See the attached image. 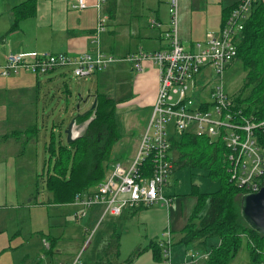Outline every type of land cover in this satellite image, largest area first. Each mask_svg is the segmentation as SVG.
<instances>
[{
	"label": "crops",
	"instance_id": "crops-1",
	"mask_svg": "<svg viewBox=\"0 0 264 264\" xmlns=\"http://www.w3.org/2000/svg\"><path fill=\"white\" fill-rule=\"evenodd\" d=\"M23 1L25 0H0V66L9 52H63L71 55L85 51L95 52L96 44L93 42L92 33L98 18V10L94 6L97 0H86L88 6L80 10L72 7L75 0H34V12L21 18L10 31L14 20L12 7ZM237 1L178 0V30L182 44L189 47L195 41H202L208 30L221 27L226 16L224 10L232 7ZM119 3L129 4V8L123 10L122 18L119 17ZM99 11L109 19L102 35L111 32V43L116 41L118 36L127 38L129 44L121 55L133 51L129 48L133 47V42L138 36L147 39L145 43L141 41L143 49L146 48L145 52L165 47L166 40L161 32L169 25L167 0H116L113 16L107 12L106 3H100ZM153 21L160 24L153 25ZM105 37L108 36L104 35ZM150 42L154 44L150 45ZM123 57L117 60L120 65L115 68L117 72H123L121 73L123 80H119V84L117 82V93L119 94V89L127 84V89L123 90H128L129 96L123 98L120 107L126 108L131 105L151 113L158 90V67L146 60L143 69L136 70L132 63ZM126 63L129 65H125ZM127 71L129 73H126ZM71 77L77 81L81 80L75 78L67 67L55 68L38 76L29 71H20L9 76L0 74V234L11 235L7 242L0 244V264H68L74 260H77L78 264H95L100 245L113 231L119 235L118 253L107 256L113 263L128 258L140 247V252L129 264H164L162 258L160 260L154 258L151 246L156 244L158 246L165 229L171 231V258L174 264H179L183 251L180 245L175 244L182 243L181 229L185 224L175 228L172 218L168 215L169 207L161 203L124 209L117 215L105 214L104 206L97 204L87 210L84 225L78 220L76 225H71L72 231L69 233L57 232L61 223L54 221L55 211L60 215L67 213L69 216L70 210L76 213L81 206L74 200L54 201L52 192L47 188L46 192L45 188H42L46 182V172L43 170L40 175L36 171L40 166L49 169L50 162L47 161L49 139L47 132L44 131L47 120L44 116L47 115L40 107L43 106V101L44 107L49 105L48 95L52 88L56 89L57 95L63 91L69 93L71 88L68 85V78ZM60 81L63 90L57 84ZM80 99L82 100V96ZM79 104L78 102L77 107ZM56 111L58 109L52 112L53 116H56ZM149 113L146 120L149 119ZM40 116L42 124L38 126ZM72 120L74 121V118ZM80 126L74 121L72 138L82 134L77 130ZM30 127L37 129L28 132L27 129ZM51 130L57 139H62L59 127L55 128L52 124ZM112 161L108 163L106 174ZM36 178L37 181L38 178L41 179V184L35 182ZM33 182L34 189L39 195L47 197L46 205L45 202L33 203L32 198L27 197L33 189ZM23 184L28 186L29 190L18 194L16 186ZM26 197L27 204L23 203L18 209L17 206H13L19 198ZM16 210L17 215L10 213ZM23 220L28 224L31 236H36V239L40 240V245H17L19 242L24 243L22 235L24 226L21 224ZM90 226L94 227L91 239L86 245L85 242L77 245L76 241H81L82 235ZM77 230L81 231V235ZM175 231L179 232L176 243ZM14 232L18 235L16 240H12ZM59 234L75 244L57 245ZM80 249L83 251L78 256ZM87 249L89 253L85 256Z\"/></svg>",
	"mask_w": 264,
	"mask_h": 264
},
{
	"label": "built area",
	"instance_id": "built-area-1",
	"mask_svg": "<svg viewBox=\"0 0 264 264\" xmlns=\"http://www.w3.org/2000/svg\"><path fill=\"white\" fill-rule=\"evenodd\" d=\"M258 1L238 0L224 17L220 28L208 30L202 41L186 47L179 36L178 0H167L169 25L161 32L166 40L165 47L149 52L139 50L123 57L136 70H142L147 60L156 64L159 71L157 94L137 151L131 160L114 161L102 180L75 194L73 200L81 206L75 213L76 218L84 217L87 210L97 204L103 205L104 213L109 215L156 203L170 205L172 198L164 189L175 165L172 155L175 150L171 145L182 134L204 137L213 143L221 142L226 148L230 179L244 194L259 191L264 178V117L257 119L244 114L235 104L234 96L224 91L221 81L212 85L209 80L211 73L221 79L223 71L236 58L240 32ZM105 2L97 0L94 4L98 10L92 33L95 52L76 55L9 52L0 66V74L9 76L29 71L38 76L55 68L67 67L75 78H87L109 67L120 58L102 52L99 46V36L108 19L99 11L100 3ZM87 6L86 0L72 3V7L78 10ZM159 24L153 21V25ZM205 72L208 75L200 82L199 76ZM146 158L151 161L149 174L144 169ZM171 245V231L165 229L163 239L158 242L164 264H174ZM256 252L264 262V248H256ZM196 254L191 253V257L195 259ZM200 256L206 259L208 251ZM68 264L78 263L74 260Z\"/></svg>",
	"mask_w": 264,
	"mask_h": 264
},
{
	"label": "trees",
	"instance_id": "trees-1",
	"mask_svg": "<svg viewBox=\"0 0 264 264\" xmlns=\"http://www.w3.org/2000/svg\"><path fill=\"white\" fill-rule=\"evenodd\" d=\"M107 12L113 14L116 0H106ZM34 0H25L14 7V20L9 28L14 29L18 21L34 12ZM231 6L224 10L225 15ZM242 62L245 70L243 83L238 94L234 96L244 114L262 119L264 117V0L255 3L237 40L236 58ZM234 59V60H235ZM233 60V61H234ZM96 103L87 112L74 118L77 124L87 121L81 135L70 142L57 139L52 130L47 145L48 163L53 164L46 170V188L52 192L53 200L68 202L78 192L94 186L102 180L111 161L112 146L123 136V127L115 114L116 102L108 94L99 93L95 96ZM37 129L30 127L28 132ZM80 130V127L77 128ZM198 137L182 134L174 140L171 149L178 151L174 160V168L192 166L207 170V174L219 182L218 189L210 192H199L196 188L192 193L196 200L188 221L182 227L181 242L188 245L194 241L205 244L207 237L214 235L219 242L211 245L205 264H228L239 246L243 236L247 238V247L251 264H259L262 257L256 248H264V234L250 227L241 215L240 202L244 195L233 180L230 179L228 164L224 156L219 161L218 147L213 142H206L211 149L194 147L188 152L187 145L197 143ZM261 137H263L261 135ZM204 138V137H203ZM195 154V157H191ZM150 158L144 161V169L150 172ZM50 165V164H49ZM197 220H194V219ZM119 235L112 232L100 245L95 264H129L141 250L136 248L131 255L117 263L107 256L118 253ZM152 253L156 260L161 259L160 248L152 245Z\"/></svg>",
	"mask_w": 264,
	"mask_h": 264
},
{
	"label": "rangeland",
	"instance_id": "rangeland-1",
	"mask_svg": "<svg viewBox=\"0 0 264 264\" xmlns=\"http://www.w3.org/2000/svg\"><path fill=\"white\" fill-rule=\"evenodd\" d=\"M127 8H129V4L123 5L122 3V5H120L119 8L120 18H122L123 16V10ZM113 14L110 15L113 16ZM108 20L109 19L106 20V23H108ZM104 35H107L108 37L104 38ZM104 35L100 34V49L102 52L106 54H111L116 59L126 55V54L121 55L123 52H125L123 49H125L129 44L127 43L126 37L118 36L116 38V41H113L111 43V37H110L111 32H106ZM141 41L142 43H145L147 39L138 36V38H136L133 42V47H130L129 49H132L133 50V51L131 50L132 52H138L139 50L146 51V48L143 49V44H141ZM149 44L152 45L154 44V42H150ZM114 62L111 63L109 67H107L103 71H100L92 76H88L87 78H79L81 79L79 81H77L76 79L74 80L72 77L68 78V85L70 86L71 89L70 92L67 94L63 91L57 95L56 94L57 91L55 88L50 89V93L48 95L49 105L48 106L46 105L44 107V101H43V106L41 105L40 107V110H45L47 115L44 116V119H47L45 123L44 131L47 132L48 139H49V133L51 131V126L52 124H54L55 128L59 127V129H61L60 135L62 137V140H64V142L67 141L65 129L67 128L72 118H75L78 115L87 112L91 107H93L95 96L99 93H105L108 94L110 97H112L113 100L116 102L115 114L119 117V120L124 130L123 136L112 146L110 159L111 161L114 160V161L126 162L127 160H131L133 158V156L137 151L141 136L146 128L147 125L146 121H148L146 120V118L148 116L149 111L131 105L127 106L126 108L120 107V102L123 100V98L125 96L126 98H128L129 96L128 90H126L128 85L124 84L123 87L119 89L120 93L119 94L117 93V82L119 84V80H123V78L121 77V73L123 72H117L115 70V68H117L118 65H120V63H118V61H114ZM125 65H129V63H126ZM126 73H129V71H127ZM207 75H208L207 72H205L204 75L201 74L199 76V81L203 82L204 78ZM244 75H245V70L242 65V62L238 59H235L223 71L221 79H218V77H215L214 74L211 73L209 76V80H210V84L212 85L221 81L224 91L229 96H235L236 94H238L239 89L242 86ZM57 84L60 85L61 89L63 90L64 87L63 85H61V81L58 82ZM123 88L126 89L123 90ZM46 94H48L47 91ZM81 96H82V100L80 99ZM78 102L80 104L77 107ZM56 109H58V111H56V116H53L52 112L55 111ZM41 118L42 116H40V119L38 120V126H41L42 124ZM86 123L87 121H84V123L83 122L80 123L81 125L80 131L86 128L85 127ZM29 135L31 134L29 133ZM215 145H217L218 147V152H219L218 154L220 157L219 161H222V157L224 156V151H222L223 145L221 142L215 143ZM194 147L211 149V146L207 144L206 139L203 137H198L197 143L192 145H187L186 150L190 152V150ZM177 153L178 151H173L172 155L174 160L178 155ZM191 157H195V154H191ZM53 160H54L53 158L50 160V167L53 164ZM46 169L47 167L43 169L40 166L36 171V173L41 175L42 174L41 172H43L44 170L45 173ZM34 180L36 182L37 178ZM37 182L38 184H41V179L38 178ZM16 187L18 194L21 191L23 194V192L29 190V187L28 186L26 187L24 184L18 185ZM32 187L33 189L31 190V192L27 197L32 198L33 203L45 202L46 201L45 198L47 197L44 198V196L39 195V193L34 189V182L32 184ZM218 187H219V182L215 179H212L207 174V170L205 169H200L189 165L174 168L173 172L168 177V185L164 189L167 195H170V197L173 199V203H170V205L167 206L169 207L168 215L169 218H172L173 226H175V228H179L188 221L189 214L191 213L196 200L195 195L192 193L194 188H196V191L199 192H210L218 189ZM42 188H45V191L47 192L45 184L44 187ZM27 197L24 199L19 198L17 202H14L13 206H17L18 209L21 205H23V203L27 204ZM69 212L71 214L67 216V213L64 215H60L55 211L56 214L55 216L57 218L55 217L54 221L55 222L59 221L61 223L60 228L57 230V232L60 233L62 231H65V233H69L70 231H72L71 225H76L78 220L79 222H82L83 225L85 224L87 219L86 216L77 219L75 217V212H73L72 210H70ZM10 213H12V215L14 213H15L14 215H17L18 211L17 210L16 212L11 211ZM194 220L197 219L195 218ZM21 224L22 226H24L22 227L23 230L22 235L24 238L23 240L24 243L21 244V242H19L17 245H40V240H37L36 236H31L32 234L28 232V224L25 223V220H23ZM93 228H94L93 226H90L87 229V232L84 235H82L81 241H76V244L79 245L80 242H85L84 245H86V243L91 239L93 235L92 233ZM77 231L81 235V231L79 230ZM60 234L57 236V243H58L57 245L75 244L74 242L71 243L70 241H67L65 238H62ZM178 235L179 232L175 231L174 233L175 243H176V239L178 240ZM10 236L11 235L9 233L0 234V244L3 242H7V239L10 238ZM17 237H18L17 233L14 232L12 234V240H16ZM218 242H219L218 238L214 235H211L206 238L205 244H201V245L198 241H194L188 245H183V242L181 244L176 243L175 245H180L183 251V256L181 261H179V264H205V259L202 258L200 255L206 252L207 250H209L211 245H214ZM91 245H93V242L91 243ZM82 251L83 249L79 250L78 256L82 253ZM196 252L198 254H196V258L193 259L191 257V253H196ZM88 253H89V249L85 250V256ZM228 264H251L246 236H243L241 245L239 246L236 254L232 258H230Z\"/></svg>",
	"mask_w": 264,
	"mask_h": 264
},
{
	"label": "water",
	"instance_id": "water-1",
	"mask_svg": "<svg viewBox=\"0 0 264 264\" xmlns=\"http://www.w3.org/2000/svg\"><path fill=\"white\" fill-rule=\"evenodd\" d=\"M95 103L96 99L93 103V106L95 105ZM73 125L74 121L71 120L67 128L65 129L67 142H70L74 139L72 138ZM86 125L87 123L85 124V127ZM84 130L85 129H83L81 133H83ZM240 210L245 222L259 233L264 234V178L263 185L259 189V191L255 193H247L242 196L240 202ZM259 264H264V262H261Z\"/></svg>",
	"mask_w": 264,
	"mask_h": 264
}]
</instances>
